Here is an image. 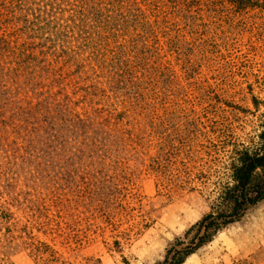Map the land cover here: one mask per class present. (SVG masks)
Wrapping results in <instances>:
<instances>
[{
  "label": "rangeland",
  "instance_id": "374dc122",
  "mask_svg": "<svg viewBox=\"0 0 264 264\" xmlns=\"http://www.w3.org/2000/svg\"><path fill=\"white\" fill-rule=\"evenodd\" d=\"M185 14L169 30L184 61L161 38L172 83L166 112L158 103L154 118L140 119L138 153L85 166L86 192L77 177L62 212L33 217L51 230L17 211L18 226L0 227V264H154L204 214L228 208L217 184L238 150L262 147L264 0H198ZM183 264H264V200Z\"/></svg>",
  "mask_w": 264,
  "mask_h": 264
},
{
  "label": "trees",
  "instance_id": "16d2710c",
  "mask_svg": "<svg viewBox=\"0 0 264 264\" xmlns=\"http://www.w3.org/2000/svg\"><path fill=\"white\" fill-rule=\"evenodd\" d=\"M197 5L0 0V227L18 226L17 211L32 218L62 212L75 178L84 184L79 192L89 189L85 166L138 153L147 134L140 119L154 118L158 103L165 113L168 103L172 74L162 65L161 41L184 61L169 30ZM261 138L259 151L236 152L227 181L217 184L216 200L228 208L204 214L154 264H183L264 200V132Z\"/></svg>",
  "mask_w": 264,
  "mask_h": 264
}]
</instances>
